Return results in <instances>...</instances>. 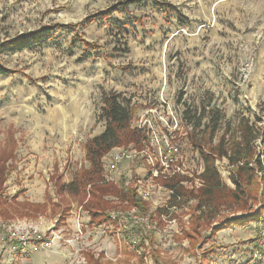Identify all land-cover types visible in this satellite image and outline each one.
<instances>
[{"label":"rangeland","instance_id":"obj_1","mask_svg":"<svg viewBox=\"0 0 264 264\" xmlns=\"http://www.w3.org/2000/svg\"><path fill=\"white\" fill-rule=\"evenodd\" d=\"M125 1L0 0V50L42 28L72 26L46 44L0 51V64L10 70L0 75V220H12L10 225L21 227L28 239L24 248L0 231V264H92L90 252L100 264H141L140 252L149 260L144 264H155L147 227L131 217L89 227L82 199L56 194L59 185H69L82 166H89L85 146L106 130L101 114L108 96L134 111L133 129L151 109L158 133H166V120L176 119L174 142L184 145L186 171L195 177L201 156L190 136L202 114L210 112L218 122L214 147L250 110L264 125V0H156L184 18L156 9L151 0L109 21H90ZM145 141L142 133L139 145L120 148L140 149ZM128 164V174L145 173ZM226 164L217 161L233 190ZM153 194V206L171 203L167 190ZM226 199L227 192L218 201ZM187 206L177 211L175 228L155 231L160 264H264V225L212 230L237 216L225 208L203 227V238H194L199 246L191 249L181 231L182 218H190ZM23 209L28 219L15 218ZM77 227L83 233L75 243ZM34 230L44 239L60 231L62 240L52 249H35Z\"/></svg>","mask_w":264,"mask_h":264},{"label":"trees","instance_id":"obj_2","mask_svg":"<svg viewBox=\"0 0 264 264\" xmlns=\"http://www.w3.org/2000/svg\"><path fill=\"white\" fill-rule=\"evenodd\" d=\"M150 1L128 0L98 13L90 21H109L123 9L127 10L133 5L142 6ZM152 4L156 9L166 14L175 12L177 13L176 15L183 17L171 5L156 0H152ZM70 27L72 26L61 25L39 29L28 35H22L11 40L0 51L17 52L33 45L46 44L57 32L70 29ZM9 74L10 70L0 64V75ZM249 112L251 113L249 116L243 115L240 117L236 124V129L230 137V131L224 130L220 136L218 147H214L211 144V140L219 132L218 122L215 121L210 112L202 114L196 120L195 126H193L194 129H192L190 141L194 144L192 147L200 153L204 164V172L201 175L204 180V187L194 191L178 186L183 179L181 177H176L166 182V187L174 188L176 194L181 198V205H188L193 202L189 207V212L185 213V215L190 217L189 223L186 224L183 218L181 220L183 223L181 226L182 236L188 240L191 249H196L199 246V244L196 246L194 238H203V227L211 224V220L222 212L224 208L229 209L230 212L237 214V216L231 219L224 218L220 226L213 227L212 230L215 233L221 231L226 225L239 226L250 223L264 225V125L260 126L263 119L258 114L251 110ZM133 113L134 111L126 107L118 97L108 96L101 114L102 119L106 122V130L101 135L89 140L85 146L86 161L89 163V168L83 167L69 185L61 184L57 187V196L69 194L82 199L80 204L90 214L91 226L97 227L98 225L116 223L109 214L115 206L105 200L108 195L118 197L123 202H127V207L122 205L117 207L121 211L126 212L129 206L136 207L141 215L150 219L154 218L153 214H150L148 204L137 196L135 189L125 188V186L119 188L114 183L103 182L104 157L116 148L139 145L142 141V132L133 129L131 125L134 117ZM205 119H208L206 128L201 131V124ZM218 160L227 162L226 168L229 172V180L234 186L233 190H229L224 183L217 165ZM226 192L230 201L226 202L228 199L224 200V202L218 201L220 196ZM175 200L176 198H173L172 201L174 202ZM168 213L167 210H162L159 212V216L167 215ZM159 216L157 218L159 219L158 223L163 226V221ZM174 216L178 218L177 214ZM2 220L5 222L12 221L6 218ZM156 236L157 233L152 231L146 234L145 237L150 241L153 252L157 251L153 256L154 261H156L155 264H160L159 261L162 259L163 253L156 246ZM144 243L142 246H144ZM88 256L90 261H94L91 254H88ZM145 257V253H139L141 264H144ZM200 264L211 263L204 260Z\"/></svg>","mask_w":264,"mask_h":264},{"label":"built area","instance_id":"obj_3","mask_svg":"<svg viewBox=\"0 0 264 264\" xmlns=\"http://www.w3.org/2000/svg\"><path fill=\"white\" fill-rule=\"evenodd\" d=\"M154 110H148L143 116V120L137 125L139 131L145 134L144 145L140 149H125V148H116L111 152L109 157L108 166H106V176L104 177V183H113L115 182V174L119 171L121 165L125 163L137 164L141 169L145 171L144 174L136 176L135 180V189L137 195L140 199L146 202L152 201L155 196L153 193L161 190H167L169 199L171 201L173 198L176 200L169 204H165L163 208L169 212L167 215H161L160 219L163 221L164 228L173 229L178 225L177 217L174 215L177 214L179 209H182L181 198L176 194L175 189H170L166 187V182L176 178L181 177L183 179L189 178L188 180L181 181L178 186H188L189 183H193L196 187L203 186V179L201 175L204 172V164L202 159L197 155L198 170L195 172L197 176H194V173L186 171V155L184 150V145L181 142H174L176 138V132L178 131V121L176 119L166 120L163 127L167 129L163 134L158 133L154 127ZM161 117L159 116V119ZM166 119V118H165ZM189 146V145H188ZM192 149V148H191ZM106 159V158H105ZM108 160V158H107ZM182 179V180H183ZM192 180V182H190ZM153 184V185H151ZM191 184L189 188H191ZM185 205V204H183ZM111 219L116 223L122 220L123 218L131 217L135 219L136 224H140L143 227H147V232L158 231L163 227L159 223L150 219L149 217L143 216L140 214V211L134 207L130 210L124 211H113L111 214ZM187 221V220H186ZM11 223L0 220V231L3 232L11 241H15L16 245L21 247L28 246V239L25 236H22V229L19 226H12ZM188 224V223H187ZM159 226V227H158ZM53 231V230H52ZM61 232L55 231L49 236V238H41L38 230L32 231L31 236L37 237V244L35 249H52L53 244L58 242L61 239ZM56 244V243H55ZM54 244V245H55Z\"/></svg>","mask_w":264,"mask_h":264},{"label":"crops","instance_id":"obj_4","mask_svg":"<svg viewBox=\"0 0 264 264\" xmlns=\"http://www.w3.org/2000/svg\"><path fill=\"white\" fill-rule=\"evenodd\" d=\"M196 150V149H195ZM86 152V151H85ZM113 152V151H112ZM85 160H86V155H85ZM87 162V161H86ZM109 163V158H108V160H107V158L106 159H103V175H102V177H103V182H104V177L106 176V166H108V163ZM88 163V162H87ZM128 163V162H127ZM89 164V163H88ZM130 164L131 163H129L128 165L130 166ZM126 165V163L125 164H123V165H121L120 166V168H119V171L115 174V176H116V179H115V182H113L117 187H119V188H122V186H125V188H131V189H135V180H136V176H137V174H128L127 173V171H125V170H127L129 167L127 166V167H124ZM132 165V168H133V166H134V168L135 169H140L139 168V166L137 165V164H131ZM83 167H86V168H89V166H82V168ZM81 168V169H82ZM80 169V170H81ZM119 173H120V175H119ZM123 173H124V175H123ZM136 173H137V171H136ZM77 174V173H76ZM76 174H75V176H76ZM74 176V177H75ZM74 179V178H73ZM73 179H72V181H73ZM189 178H185V179H183V180H181V181H185V180H188ZM71 181V182H72ZM190 182H192V180H190ZM203 182H204V180H203ZM64 184V183H63ZM191 184H194V181H193V183H189V185L186 187V186H183V187H185V188H187V189H189V190H194V191H196L197 189L196 188H199V187H196L195 186V184L194 185H192L191 186V188H189L190 187V185ZM135 191H136V189H135ZM136 194H137V192H136ZM69 194H66V196H68ZM69 196H71V195H69ZM138 196V195H137ZM17 200V199H16ZM105 200L106 201H109V202H111L114 206H115V208L114 209H111V211L109 212V214H111L113 211H118V210H120V209H118L117 207L119 206H127V202L125 201V202H123L122 200H120V198H118V197H114V196H111V195H108V196H106L105 197ZM142 200V199H141ZM143 201V200H142ZM143 202H145V203H147L148 204V206H149V210H150V214H153V219H156V221L157 222H159V219H157L158 218V216H159V212L160 211H162V210H166L165 209V207L163 208V206H153V201H150V202H146V201H143ZM171 202H173V201H171ZM174 203V202H173ZM193 202H191V203H189L188 204V208L190 207V205L192 204ZM40 204V203H39ZM79 206H80V209H81V211H83L84 213H86L87 214V217H86V219L89 221V227H92V228H96L95 226H91L90 225V222H91V217H90V214L87 212V211H85L84 209H83V205L82 204H79ZM153 207H155V210H153L152 208ZM157 207H160V208H157ZM121 211V210H120ZM189 212V211H188ZM163 214V213H162ZM15 216V218H27L28 219V215H27V213H26V210L25 209H23V211H22V214H20V216H22V217H16L17 215H14ZM24 216V217H23ZM160 217V216H159ZM189 217V216H188ZM185 220V219H184ZM187 223H189V221H186V224ZM164 224V223H163ZM106 225V224H105ZM103 226V225H102ZM97 227H101V225L99 226H97ZM79 231L81 232V233H83L82 232V229H80V228H78L77 227V229L74 231V235L73 236H75V239L74 240H76L75 241V243L79 240V235H78V233H79ZM78 239V240H77ZM90 254H91V256H93V259H94V261H90L89 260V262L90 263H92V264H100V262H101V260H99L98 261V259L97 258H95L96 256L94 255V253L93 252H90ZM86 256H88V255H86ZM87 260V259H86ZM154 260V259H153ZM144 261H146V262H149V260H148V258H147V256L145 257V260ZM88 263V262H87Z\"/></svg>","mask_w":264,"mask_h":264}]
</instances>
